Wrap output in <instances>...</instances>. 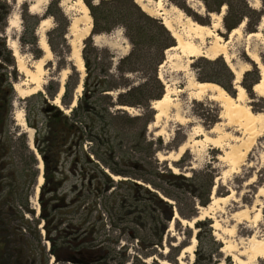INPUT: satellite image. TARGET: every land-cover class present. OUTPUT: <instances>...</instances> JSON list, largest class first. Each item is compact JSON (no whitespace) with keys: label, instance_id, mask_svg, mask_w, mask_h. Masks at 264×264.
<instances>
[{"label":"rangeland","instance_id":"obj_1","mask_svg":"<svg viewBox=\"0 0 264 264\" xmlns=\"http://www.w3.org/2000/svg\"><path fill=\"white\" fill-rule=\"evenodd\" d=\"M5 1L10 5L11 11L9 17L14 15L15 18V28L8 29L7 27L3 33L6 46L13 57L14 66L4 64L5 67L1 66L0 73H7L12 85L14 94L12 97V117L18 111H22L25 120V125L22 126L17 125V121L13 119L9 127L8 137L14 141L20 133H24L25 140L30 149L28 135L31 134V146L33 150L30 149V151L36 159V153L38 154V152L34 146V138H37L38 142H40L43 131L36 133L33 128L29 127L28 123H34L38 128L44 127L48 116L43 110L47 104L57 108L64 115H69V110L61 103V96L59 99H56L59 92L54 99L47 98L45 104H43L41 98L37 96L30 98L31 95L27 96V94L32 91H34V94L38 91H41L43 94L46 93L45 89L48 87L50 81L56 82L57 89L61 88L64 86L67 76L71 74V68L74 67V70L78 74V83L72 93V99L73 101H77L84 94L83 83L85 79H87V84L91 90L96 85L98 79L102 77L100 65L102 61L100 63L97 62L94 54L88 49L90 45H94L92 37L96 35H92V19L90 21L91 28L89 35L81 41V45H79L81 48L78 50L80 33L84 28L88 27V24L86 22H83L82 25L81 23L75 24L74 20L79 18V15L71 7L61 6L60 0H47V4L41 15H36L40 20L47 19L43 27L45 30L43 35L36 34L39 26L35 29V35L38 39L37 46L41 50V46L44 43L47 44V33L56 27L54 18L47 11L50 7H53V10L57 7L69 21L66 39L70 46V54L63 61L61 52L59 56H56L47 45L49 53H44L41 50V57L36 58L33 53L34 48L20 42V37L23 34L21 14L24 8L28 12L29 3L26 0H21L20 3H17V0ZM88 1L91 5H94L101 0ZM151 1L155 2L157 0ZM245 1L250 7H256V10H260L262 7L260 0ZM82 2L86 5L84 0ZM179 2H182L184 7L187 8V12L180 9L170 0H166L168 5L181 10L184 16L190 17L195 23L207 26L211 25L213 18L207 15L202 2V6L195 0H179ZM151 5L150 13L152 14V18L160 20L158 7H155L154 3ZM163 9L168 10L169 7H163ZM222 18L220 28L216 33L222 38L223 42L228 43L227 52L231 56V63L243 71L241 79L238 82V86H240L244 73L250 71L253 64H255L247 56V52L257 57V65L264 66V19L263 23L262 18L260 19L255 30V33L259 34L255 37H248L251 33L246 31L245 22L238 33L230 37L231 32H227L223 27ZM259 27H261V31H258ZM152 31L155 32L154 27ZM99 35L103 37V43L95 47L100 50L106 49L112 56V63L114 64H116L119 58L127 55L131 49L130 43L125 38L124 30L119 25L111 27L110 31ZM87 38H89V41L85 43ZM209 41L210 39L206 40V42ZM84 48L85 51H83ZM78 53L83 61L81 72L77 71ZM82 53L88 59V66H86L83 60ZM149 53L150 57L155 60V50H150ZM100 56L104 59L103 55ZM171 57L172 53H164L162 63L157 66V75L159 72H162L165 78H172L174 80L171 88L174 90L181 89L183 86V76L182 74L170 72L169 61ZM221 58L224 61V58ZM198 59L206 61L215 60H208L203 57L190 60L189 71L196 80L203 83L215 84L213 80L216 79L227 85L225 79L219 75L217 67L202 65L198 63ZM161 65L163 67H160ZM111 71L115 74L113 69ZM150 75L151 69L145 68L141 73L128 75V79L131 83L137 85L149 80ZM234 80L233 76L232 85ZM160 83L164 94V86L161 81ZM15 85L24 91L22 98H19L17 92H15ZM79 85H81L80 89ZM3 88L4 85H0V91ZM236 93L237 91L234 92V96ZM252 93L254 95L253 99L246 92L245 104L253 112L264 114V96L257 95L253 91ZM115 95V93H111L112 97H115ZM173 99L180 106V112L184 117L183 121L176 122L170 118L161 119L158 123L159 127H152L155 114L151 108L153 101L149 102L145 108L132 107L127 111L119 110L118 107H111V112L119 110L126 113L129 117H137L149 113L151 118L143 129L144 121L134 123L131 126L126 121L121 120L110 131L102 134V137L110 140L109 143L114 150H117V155H122V152H126L124 160L115 159L113 162H116L120 168L128 170L134 175L146 173L145 175L153 181L158 184L161 183L163 188L181 199L178 205L182 208L184 214L188 213L189 206L191 208V188L189 189L186 185H178L182 181L174 180L169 183L168 179L155 178L150 172L190 177L194 171H213L215 173V180L214 186L209 193V203L204 207L196 206V214L193 219L197 218V220L193 223L192 227L189 228L178 219H174V216L177 215L175 201L171 199L168 201L173 213L172 216H169L167 210H163L154 201L149 200L148 196L142 191L131 188L127 182L115 184L114 187L109 188L97 198H92L90 194L88 197L85 186L83 185L82 188V178L79 170L77 169L76 174H70L67 171L73 162L74 150L72 154L68 156L62 154L60 157L59 169H63V173L59 172V179L63 181V184L56 192V198L59 199L57 202L60 203V198L63 195L66 196V202L76 199L82 189L85 191V194L79 200L74 201L69 208L59 209L54 212L55 221L64 220L61 228H64L67 224L79 225L81 223L82 228L90 230L91 225H93L95 231L93 235L95 238L94 243L112 250L106 264H130L136 260L144 264H160L159 260L170 264H178L177 258L185 247L191 246L190 240L193 237L196 239V244L189 249V255H193V260L190 262L187 258L189 255L187 254L188 256L186 255L184 259L185 264H194V262H196L195 264H264V259H258L250 254V246L253 241L264 245V127H257L251 131L229 124L225 120L224 112L219 104L207 97L200 100H192L187 98L185 94H178L173 96ZM198 129H200L201 132L199 133L201 134H195V131ZM207 138L216 140L219 146L214 147ZM185 142L190 147L184 149L180 157L174 160L176 159L180 145ZM119 147H121V150H118ZM86 149L90 153V150ZM19 151L20 143L16 142L13 154L5 159L9 164L2 171L4 177L3 183L8 186V189H5L7 192L21 185V188L18 190L19 196L21 195L23 198L28 193V207L33 214H26L24 219L29 221L28 226L31 230L35 227L39 235V242L37 243L31 231L25 228L24 234L27 246L22 248L24 249V256L26 255L28 258L21 259L20 262L23 263L25 261V264H42L41 258H43L45 261V263L43 261V264H67L66 262H55L53 255L50 254V242L45 237L44 221L41 220L39 215V192L35 203L33 201L37 178L40 175V171L37 169L39 161L36 159V163H31L28 166L27 163L30 160L26 156L24 159L20 158ZM170 155L171 157L168 159L167 157ZM160 156L166 157V160H159ZM39 159L41 160L40 157ZM41 162L43 185L45 183V170L43 161L41 160ZM141 163H144L143 170L141 167H132L134 164L140 165ZM82 165L86 167L85 169L88 172L86 180H88L93 173L92 167L86 164ZM77 167L80 168V165ZM33 170L37 171L38 175L36 178L33 177ZM59 176L57 175V177ZM120 180L129 181L128 183L135 181L120 176L119 180L115 181ZM31 181L33 184H31ZM137 183L145 186L142 181H137ZM30 184L31 186H29ZM50 188L52 187L49 186L44 189L42 202L51 197V194H49ZM152 191L158 192L162 196L159 191H155V189H152ZM197 193L201 195L202 190H199ZM85 196L86 201L83 202ZM187 222H191V220ZM14 223L18 224L19 222L14 221ZM197 223L202 224L200 228L196 225ZM131 233L142 237V242L148 243L146 245L147 248L140 245L141 240L131 237ZM159 236L160 242H157ZM1 240L0 238V253L5 251H7V254L11 253L9 248L12 247V244L8 245L9 248H5ZM151 243L158 244L152 245ZM90 246H93V244H90ZM40 249L43 251L42 256L40 252V256L38 253ZM3 256L5 258V253ZM147 259L150 260L147 262ZM173 261L174 263H171Z\"/></svg>","mask_w":264,"mask_h":264},{"label":"trees","instance_id":"obj_2","mask_svg":"<svg viewBox=\"0 0 264 264\" xmlns=\"http://www.w3.org/2000/svg\"><path fill=\"white\" fill-rule=\"evenodd\" d=\"M84 1L92 19V35L106 33L110 31L111 27L119 25L123 28L125 38L130 43L131 49L127 55L119 58L116 64H114L112 63V56L106 49L100 50L94 45H90L88 49L94 54L95 60L99 63L102 61L100 64L102 77L98 79L96 85L90 90L87 79H85L83 83L84 94L82 98L75 101V106L72 107L74 102L72 93L78 83V74L74 70V67H72V72L66 78L60 97L61 103L69 110V115H64L57 108L47 104L43 110L48 116L44 127L38 128L34 123H28V125L36 133L43 131L40 142H38L37 138H34V146L38 152V156L43 161L45 170V183L40 187L38 203L40 204L39 215L41 220L44 221L45 237L50 242V254L53 255L55 262L72 264L69 261L79 260L81 262L79 264H106L112 250L94 243L95 238L93 235L95 231L93 225H91L90 230L82 228L81 223L79 225L67 224L64 228H61L64 220L61 219V221L56 222L55 214L53 213L59 209L69 208L74 201L84 196L85 191L88 197L90 194L92 198H97L109 188L114 187L115 184L127 182L131 188L142 191L148 196L149 200L154 201L163 210H167L169 216H172L173 213L168 201L169 199L175 201L177 219L180 221H192L196 214V206L204 207L209 203V193L214 186L215 173L211 170H200L192 172L190 177H183L169 173L150 172L155 178L168 179L169 183L174 180L182 181L178 185H186L189 189H192V191L190 189L192 195L191 208L189 206L188 213L184 214L182 208L178 205L181 199L163 188L161 183H156L146 176V173L134 175L128 170L120 168L116 162H113L115 159L124 160L126 152H122V155H117V150H114L109 143L110 140L102 137V134L110 131L121 120L126 121L131 126L134 123L144 121L142 129L145 127L151 118L149 113H145L142 116L129 117L126 113L119 111L123 110L119 107L145 108L149 102L162 97L163 88L158 80L156 70L157 66L163 61L165 51L175 46V40L163 26L162 22L145 14L135 3V0H101L94 5H91L88 0ZM170 1L187 12V8L179 0ZM198 1L202 2L207 14H219L222 8H225L222 24L227 32H231L234 28L245 22L246 31L248 33H255L260 19L264 16V0H260L262 3L260 10L253 9L245 0ZM10 11V5L5 0H0V34H2L0 35V68L1 66L5 67V65L14 66L13 57L6 46V40L3 35L7 28ZM47 13L56 22V27L47 33V45L54 55L59 56L61 52V57L64 61L70 54V46L66 39L69 21L57 7L54 10L53 7H50ZM21 19L23 34L20 37V42L34 48L33 53L35 57L40 58L42 53L37 46L38 39L35 35V29L38 27L40 19L36 15H30L26 8L22 11ZM153 27L155 28V32L152 31ZM88 41L89 38L85 40V43ZM85 48L83 51H85ZM150 50H155V60L150 57ZM100 55H103L104 59ZM82 57L86 66H88L89 62L85 54L82 53ZM198 63L217 67L219 75L225 79L227 85L216 79L213 82L222 87L228 94L234 96L233 75L221 57L216 58L214 61L198 59ZM145 68L151 69L149 80L137 85L129 81L128 75L141 73ZM111 69H113L115 74L112 73ZM259 80V70L253 64L252 69L244 73L240 83V86L252 99L254 98L252 88ZM0 85H4L3 90L0 91V238L5 248H9L8 245L12 244V247L9 248L11 253L7 254V251L0 253V264H25V261L23 263L20 262L21 259L28 258L26 255L24 256V249L22 248L27 246L25 243V228L31 231L37 243L39 242V235L35 227L31 230L28 226L29 221L24 219L26 214H33L28 207V193L23 198L21 195L19 196L18 190L21 188V185L7 192L5 189H8V186L3 183L4 177L2 171L9 164L5 159L13 154L16 142L20 143V158L24 159L26 156L30 160L27 163L28 166L31 163H36V159L28 148L24 133H20L14 141L8 137L9 127L13 122L12 97L14 94L12 85L5 72L0 73ZM50 90L52 91L50 92ZM59 91L60 88L57 89L56 82L50 81L48 87L45 89L46 93L43 94L41 91H38L31 95L30 98L37 96L45 104L47 98L54 99V97H57L56 95ZM111 93H115V97H112ZM111 107H118L119 110L111 112ZM86 148L90 150V153H88ZM73 150L75 151L74 159L67 171L70 174H76L77 169L79 170L82 178L81 185L82 188L83 185L85 186V191L82 189L78 193L79 196L76 199H71L70 202H66V196L63 195L59 203L57 202L59 199L56 198V192L63 184V181L59 179V172L63 173V169H59L60 157L62 154H66V156L72 154ZM118 150H121V147ZM82 164L92 167L93 173L88 180H86L88 172ZM143 164H134L132 167H141L143 170ZM78 165H80V168L77 167ZM37 175V171L33 170V177L36 178ZM114 176L129 178L135 181L130 183L123 180L115 181ZM137 181H142L145 186L137 183ZM31 184H33L32 181ZM49 186L52 187L49 190L51 197L42 202L43 191ZM151 187L155 191H159L162 196L158 192L152 191ZM199 190H202L201 195L197 193ZM84 201H86V196L83 199ZM14 221H18L19 223L15 224ZM196 225L200 228L202 224L197 223ZM134 234L131 233L130 236L141 240L140 245L147 248L146 245L148 243H143L142 237ZM157 242H160V236ZM90 244H93V246H90ZM151 244L157 245L158 243ZM39 252L42 256V249L38 250ZM4 253L6 255L5 258L3 256ZM32 256L34 257V255ZM43 261V258H41L42 264ZM171 263H174V261ZM130 264L144 263L136 260Z\"/></svg>","mask_w":264,"mask_h":264},{"label":"bare ground","instance_id":"obj_3","mask_svg":"<svg viewBox=\"0 0 264 264\" xmlns=\"http://www.w3.org/2000/svg\"><path fill=\"white\" fill-rule=\"evenodd\" d=\"M29 3L28 12L32 15H41L43 12V9L45 5L47 4V0H26ZM61 6H67L71 7L72 10H74L77 15H79V18L74 20V23H81L86 22L88 24L87 28H84L80 33V38L78 41V50L81 48L79 45H81V41L85 39L90 32L91 28V18L88 14V9L86 5L82 2V0H60ZM199 3V5L202 6L201 2L198 0H195ZM21 0H17V3H20ZM135 3L140 7V9L147 14L148 16L152 17V14L150 13V7L151 4L154 3L155 7H158L159 11V19L162 22L163 26L168 30L170 35L175 40V46L167 49L166 53H172V57L170 58V65L169 69L171 73H178L182 74L183 76V86L181 89H173L172 83L174 80L172 78H165L164 74L162 72L158 73V78L162 82L164 86V94L162 97L158 100H155L151 103V108L154 110V122L152 123V127L156 128L159 127L158 123L161 119H167L170 118L171 120H174L176 122H181L184 120L183 115L180 112V106L178 102L173 99V96L178 94H185L187 98L192 100H200L201 98L207 97L211 99L212 101H215L219 104L221 109L224 112L225 120L232 125H235L239 128H243L245 130H255L257 127H264V114L253 112L250 107H248L245 104V96L246 92L245 90L238 86V82L241 79V76L243 74V71L240 70L238 67L234 66L231 63V56L227 52V44L223 42L222 38L216 33V31L219 30L220 24H221V18L224 13V9L222 8V11L220 14H210V16L213 18V21L211 25H202L195 23L193 20L190 19L188 16H184L183 12L181 10H178L176 7L170 6L166 3V0H157L155 2H152L151 0H135ZM163 7H169L168 10L163 9ZM253 9H256V7H252ZM264 17H262V23H263ZM14 15H11L7 20V27L8 29H14ZM47 22V19H41L38 27V32L36 34H44V24ZM243 26V23H241L238 27L234 28L231 31L230 37L233 35H236L239 31V29ZM261 27L258 28V31H261ZM259 33H251L248 35V37H255ZM103 37L101 35H94L92 37L94 46H98L101 43H103ZM210 39L209 42H206V40ZM41 50H43L44 53H49L47 44L44 43L41 46ZM79 52V51H78ZM15 56V54H14ZM247 56L250 57V59L257 65V57L254 55H251L247 52ZM198 57H203L208 60H214L217 57H223L225 64L228 66L230 71L232 72L235 80L233 81V88L235 91H237L235 96H231L228 94L222 87H220L218 84L213 83H203L196 80L193 76V74L189 71V64L190 60ZM78 65V72H81L83 69V61L81 59V56L77 55V63ZM160 67H163L161 65ZM40 69V66H39ZM257 69L259 70V77L260 80L258 83H256L252 91L260 96H264V66L263 65H257ZM81 88V85H79V89ZM15 92H17V95L19 98H22L24 95V91L20 89L18 86L15 85ZM63 92V86L60 88L59 95L56 99H59ZM34 94V91L30 92L28 95ZM56 102V101H55ZM75 106V101L72 104V107ZM123 109L124 111L129 110L130 108L127 107H119ZM13 119L17 121V125H25V120L23 117L22 111H18ZM200 129L195 131V134H201ZM31 134L28 135V143L30 149L33 150V147L31 146ZM207 140L210 142L211 145L214 147H218L219 143L216 140L207 138ZM190 145L185 142L180 145L178 151H177V158L180 157L184 149H188ZM171 157H167L168 159ZM36 159L39 161L37 169L40 171V175L37 178V186L35 188V193L33 197V201L35 203L37 194L39 192V188L42 185L43 177L41 175L42 171V162L39 159V157L36 155ZM159 160L165 161L166 157L160 156ZM114 180H119V177H113ZM212 199V197H211ZM178 218L177 215L174 216V219L176 220ZM197 220V218H194L191 222H187L185 220H181L182 224L186 225L187 227L191 228L193 223ZM196 239L193 237L190 240L189 247H185L179 257L177 258L178 264H185L184 259L186 258V255L190 254L189 249L195 246ZM166 253V251H164ZM250 254L253 257H257L258 259H264V245L258 243L257 241H253L250 246ZM187 255V256H188ZM189 261L191 262L193 260V255H189L187 257ZM150 259H147V262ZM160 264H170L165 261H158Z\"/></svg>","mask_w":264,"mask_h":264},{"label":"water","instance_id":"obj_4","mask_svg":"<svg viewBox=\"0 0 264 264\" xmlns=\"http://www.w3.org/2000/svg\"><path fill=\"white\" fill-rule=\"evenodd\" d=\"M207 15H209L210 16V14H207ZM90 36H91V34H90ZM174 39V38H173ZM158 80H160L159 78H158ZM38 156V155H37ZM38 199H39V197H38ZM180 221V220H179ZM69 262H71L72 264H79V263H81L79 260H72V261H69Z\"/></svg>","mask_w":264,"mask_h":264},{"label":"flooded vegetation","instance_id":"obj_5","mask_svg":"<svg viewBox=\"0 0 264 264\" xmlns=\"http://www.w3.org/2000/svg\"><path fill=\"white\" fill-rule=\"evenodd\" d=\"M76 257V256H75Z\"/></svg>","mask_w":264,"mask_h":264}]
</instances>
